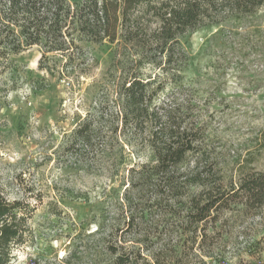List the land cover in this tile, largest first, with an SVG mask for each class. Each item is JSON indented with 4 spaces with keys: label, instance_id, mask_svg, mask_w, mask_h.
Here are the masks:
<instances>
[{
    "label": "rangeland",
    "instance_id": "obj_1",
    "mask_svg": "<svg viewBox=\"0 0 264 264\" xmlns=\"http://www.w3.org/2000/svg\"><path fill=\"white\" fill-rule=\"evenodd\" d=\"M66 32L65 50L35 44L12 53L0 45V191L32 209L11 264H109L106 247L120 244L130 212L132 237L157 264H264V236L253 248L246 243L262 232L258 215L227 217L200 248L199 233L192 246L174 216L149 201V179L132 187L153 157L124 131L117 107L125 78L162 84L152 104L191 108L185 112L199 118L222 174L237 180L234 160L250 152V166L264 172V7L179 37L178 71L157 68L150 43ZM83 122L92 125L91 144L72 151L73 129Z\"/></svg>",
    "mask_w": 264,
    "mask_h": 264
},
{
    "label": "trees",
    "instance_id": "obj_2",
    "mask_svg": "<svg viewBox=\"0 0 264 264\" xmlns=\"http://www.w3.org/2000/svg\"><path fill=\"white\" fill-rule=\"evenodd\" d=\"M262 7L264 0H75L74 4L67 0H0V45L6 43L12 53L35 44L48 46V51L65 50L63 41L71 26L92 40L113 42L122 36L125 41L142 42L143 47L150 43L148 50L157 52L153 64L162 71H178L179 37L204 23L218 25L230 17L251 16ZM163 89L162 84L151 87V81L135 75L119 87L117 107L124 131L145 142L153 157L140 165L136 171L140 177L132 187L139 186L140 179H149L154 190L149 201L162 207L164 216H174L178 228L190 234L192 246L199 233L200 248L208 230L218 231L227 217L237 221L258 215L262 232L246 237L249 249L257 246L259 236H264V172L250 166V152L234 160L237 180L222 174L220 162L202 143L204 127L199 118L191 115L189 120L185 112L191 108L181 111L182 105L172 106L170 101L152 104ZM146 128L149 131L144 135ZM93 132L91 123L77 125L71 150L76 151L80 143L90 145ZM125 200L131 211L132 196ZM31 210L28 203L8 200L0 191V264H11L15 246L25 241ZM134 225L130 212L121 227L126 234L120 244L106 247L109 264H157L154 255L145 257L137 243L140 239L132 237Z\"/></svg>",
    "mask_w": 264,
    "mask_h": 264
}]
</instances>
